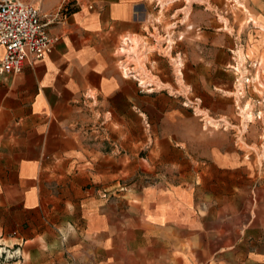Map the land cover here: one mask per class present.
<instances>
[{"label": "crops", "instance_id": "1", "mask_svg": "<svg viewBox=\"0 0 264 264\" xmlns=\"http://www.w3.org/2000/svg\"><path fill=\"white\" fill-rule=\"evenodd\" d=\"M30 1L48 15L64 0ZM247 1L245 25L263 32L264 0ZM152 3L77 0L48 25L58 39L46 57L0 71V236L22 249L9 264H264V170L244 203L237 133L205 135L179 90L181 72L187 85L207 78L219 103L206 108L230 119L221 76L239 64L221 29L233 22L224 8Z\"/></svg>", "mask_w": 264, "mask_h": 264}, {"label": "rangeland", "instance_id": "2", "mask_svg": "<svg viewBox=\"0 0 264 264\" xmlns=\"http://www.w3.org/2000/svg\"><path fill=\"white\" fill-rule=\"evenodd\" d=\"M251 5L252 4L247 0H153L151 5V8H224L225 13L223 11V15L233 22L230 26L227 25V27L225 26L221 29V32L228 36V44L226 47H223V49L227 52L228 56H234L238 59L237 61L239 64V67L237 66L238 70L232 69V73L228 71L221 76V79L229 85L224 93L226 97L221 99L222 107L229 109L232 107V104L235 106L234 109H229L230 119H224V116H222L223 124L221 125L218 121L214 120L215 117L219 116H215L214 112L206 108L209 104L218 106L219 103L218 96L208 93L209 85L207 78L205 82L201 78H196L193 84L187 85L186 81L190 80V78H187L184 72H181L178 76V82L179 90L183 98L186 99L189 106H192V110H194L200 118L202 124L201 130H203L205 135L211 137L216 128L225 132L228 138H230L233 133H237L239 146L243 151L244 203L247 202L248 195H250L253 190L255 181L252 177L254 173L259 170H264V45H259L258 40L261 38H258L257 35L264 34V31L261 32L254 29V26L245 25L246 20H249L252 16L246 15L244 8H250ZM180 14L181 17L185 19L187 11L185 10ZM163 17L166 18L167 22L164 27L165 30L162 32L164 33L163 40L165 42V47L161 49V52L166 55L164 57L160 55V58L165 60L166 58L170 59L171 15L169 12H165ZM224 21L227 22V19H224ZM208 31L214 33L215 30L211 28ZM155 32V36L160 39V35H158L157 31ZM180 34L182 36V33ZM262 36L263 35H261V37ZM182 40H184V37L180 39V41ZM235 43H237L238 46H235ZM231 46L234 47L233 51H229L228 49ZM213 49L214 46L212 45V55L215 53ZM131 55V60H134V58L136 61L141 60L139 61V65L142 67L143 73L149 78H154L151 73L157 71L156 63L152 60H146L144 51L141 54L136 51ZM255 61L260 62V65L253 67L252 64ZM159 62L158 65L160 66ZM144 64L147 65V68H145ZM167 65L166 63L162 64L166 71ZM234 72H236L237 75L233 74ZM212 73H214L213 70ZM236 78H239L238 82ZM245 78H249L248 82H244ZM211 80H213V78H211ZM234 83H236V85L238 84L237 87L239 91L242 92L241 94L237 92L238 90L236 88L234 89V93L230 91L231 88L233 90ZM237 93L242 100L241 103L239 102V105L241 107H247V110L251 112L253 116L251 121H247L246 126H244L245 123H243L245 121L242 116V109H237L236 107L235 96L238 97ZM235 123H237V125ZM216 138L219 137L217 136ZM127 187L128 182H120L116 186L115 195L117 196L119 193L125 191L121 188L127 189ZM214 191L218 193L220 190L216 189Z\"/></svg>", "mask_w": 264, "mask_h": 264}, {"label": "built area", "instance_id": "3", "mask_svg": "<svg viewBox=\"0 0 264 264\" xmlns=\"http://www.w3.org/2000/svg\"><path fill=\"white\" fill-rule=\"evenodd\" d=\"M76 3L77 0H64L56 12L46 15L30 0H0V47L3 48L0 71L17 74L25 64L46 57L58 39L49 33L48 25ZM252 65L259 66L260 62ZM248 80L245 78L244 82ZM21 260V244L7 243L0 236V264Z\"/></svg>", "mask_w": 264, "mask_h": 264}, {"label": "bare ground", "instance_id": "4", "mask_svg": "<svg viewBox=\"0 0 264 264\" xmlns=\"http://www.w3.org/2000/svg\"><path fill=\"white\" fill-rule=\"evenodd\" d=\"M264 116V115H263ZM248 117H250L251 118V116L249 115Z\"/></svg>", "mask_w": 264, "mask_h": 264}]
</instances>
